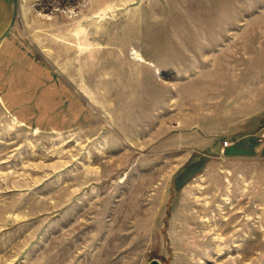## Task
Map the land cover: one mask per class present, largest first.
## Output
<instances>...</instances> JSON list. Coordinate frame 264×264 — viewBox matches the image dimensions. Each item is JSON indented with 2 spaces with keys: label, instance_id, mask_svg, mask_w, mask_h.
<instances>
[{
  "label": "rangeland",
  "instance_id": "1",
  "mask_svg": "<svg viewBox=\"0 0 264 264\" xmlns=\"http://www.w3.org/2000/svg\"><path fill=\"white\" fill-rule=\"evenodd\" d=\"M5 1L0 264H264V0Z\"/></svg>",
  "mask_w": 264,
  "mask_h": 264
},
{
  "label": "crops",
  "instance_id": "2",
  "mask_svg": "<svg viewBox=\"0 0 264 264\" xmlns=\"http://www.w3.org/2000/svg\"><path fill=\"white\" fill-rule=\"evenodd\" d=\"M10 14H11V10H10L9 6L6 4V1L0 0V39L4 37V34L7 30V27L9 24L8 18L10 17ZM1 59H3V58H1ZM23 70L24 69H22V71Z\"/></svg>",
  "mask_w": 264,
  "mask_h": 264
},
{
  "label": "water",
  "instance_id": "3",
  "mask_svg": "<svg viewBox=\"0 0 264 264\" xmlns=\"http://www.w3.org/2000/svg\"><path fill=\"white\" fill-rule=\"evenodd\" d=\"M148 264H161V263L156 258H152V259H150V261L148 262Z\"/></svg>",
  "mask_w": 264,
  "mask_h": 264
},
{
  "label": "bare ground",
  "instance_id": "4",
  "mask_svg": "<svg viewBox=\"0 0 264 264\" xmlns=\"http://www.w3.org/2000/svg\"><path fill=\"white\" fill-rule=\"evenodd\" d=\"M134 58L138 60H144L143 57L138 53L134 51Z\"/></svg>",
  "mask_w": 264,
  "mask_h": 264
},
{
  "label": "built area",
  "instance_id": "5",
  "mask_svg": "<svg viewBox=\"0 0 264 264\" xmlns=\"http://www.w3.org/2000/svg\"><path fill=\"white\" fill-rule=\"evenodd\" d=\"M223 145H224V146H225V145H228L227 140H224V141H223Z\"/></svg>",
  "mask_w": 264,
  "mask_h": 264
}]
</instances>
